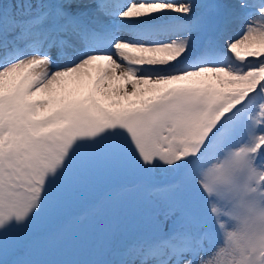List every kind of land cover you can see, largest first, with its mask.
<instances>
[{
    "label": "snow or ice",
    "instance_id": "snow-or-ice-1",
    "mask_svg": "<svg viewBox=\"0 0 264 264\" xmlns=\"http://www.w3.org/2000/svg\"><path fill=\"white\" fill-rule=\"evenodd\" d=\"M0 264H264V0H0Z\"/></svg>",
    "mask_w": 264,
    "mask_h": 264
},
{
    "label": "rangeland",
    "instance_id": "rangeland-1",
    "mask_svg": "<svg viewBox=\"0 0 264 264\" xmlns=\"http://www.w3.org/2000/svg\"><path fill=\"white\" fill-rule=\"evenodd\" d=\"M82 218H83V216H82ZM133 236H134V233L131 230H129L123 234L117 233V240L120 243H128L133 239Z\"/></svg>",
    "mask_w": 264,
    "mask_h": 264
}]
</instances>
